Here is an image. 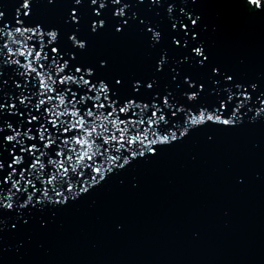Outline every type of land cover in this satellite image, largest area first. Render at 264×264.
Instances as JSON below:
<instances>
[{"label":"water","instance_id":"obj_1","mask_svg":"<svg viewBox=\"0 0 264 264\" xmlns=\"http://www.w3.org/2000/svg\"><path fill=\"white\" fill-rule=\"evenodd\" d=\"M172 2L133 0L126 10L151 21L149 26L159 25L162 37L155 44L143 25L116 32L110 3L104 15L95 17L89 0L79 5L32 0L31 26L59 32L49 52L52 46L75 52L73 64L95 67L99 78L113 84L114 78H123L128 87L122 96L130 94L134 80L156 78L162 91L175 87L169 67L186 54L171 42L177 35L168 21ZM18 6V0H0L5 14L0 26L15 25ZM73 8L80 13L79 25L69 21ZM181 8L200 17L198 39L191 43H203L207 64L246 87L257 85L255 91L249 87L253 111L242 109L247 115L236 127L209 123L191 129L160 147L156 156L133 161L64 206L30 207L22 216L0 210V264H264V117L250 119L260 107L255 97L264 93V9L247 0H174V15L181 19ZM99 19L106 27L92 33L91 23ZM72 34L87 42L85 50L72 47ZM162 49L169 64L157 72ZM101 60L107 61L106 68L99 67ZM177 70L181 82L185 75L198 83L211 76L210 67L182 64ZM3 71L9 79L12 68ZM139 99L150 103L151 93ZM201 102L212 104L215 98L202 94Z\"/></svg>","mask_w":264,"mask_h":264},{"label":"snow or ice","instance_id":"obj_2","mask_svg":"<svg viewBox=\"0 0 264 264\" xmlns=\"http://www.w3.org/2000/svg\"><path fill=\"white\" fill-rule=\"evenodd\" d=\"M73 2L79 5L83 0ZM132 2L89 0L90 6H95L92 7L95 17L104 15L111 4V15L117 20L116 32L143 25L151 33L153 44L159 43L162 37L157 30L159 25L149 26L151 21L140 19L134 11L131 15L126 11ZM150 3L159 4L160 0ZM247 3L264 9V0ZM18 4L15 25L0 26V210H16L22 216L30 207L64 206L133 161L156 156L160 147L179 141L191 129L209 123L236 127L247 115L242 109L253 111L248 107L253 101L249 87L255 91L257 85L246 87L232 75L207 64L209 56L203 43L196 46L191 43L198 39L199 32L195 29L202 27L198 23L200 17L193 18L183 8L180 9L183 19L174 15V0L167 9L171 31L177 34L171 42L186 51L173 61L175 66L169 67L174 73L171 79L175 87L165 86L161 91L156 78L147 82L134 80L126 97L121 95V90L128 87L123 78H114L113 84L99 78L95 67L73 64L77 60L75 52L61 53L55 46L49 52V46L58 42L59 32L46 31L38 23L31 26L32 0H18ZM4 15L0 11V21ZM69 21L80 23V13L75 8ZM26 23L30 26H25ZM105 27L104 19L93 20L91 32ZM180 32L184 35L177 38ZM68 39L75 49L87 47V42L75 34ZM168 64V52L162 49L156 71H163ZM182 64L210 67L211 76L206 82L198 83L187 75L182 82L177 81L180 76L177 69ZM7 67L12 72L9 79H4L3 69ZM99 67L106 68L107 61L101 60ZM8 88L12 91H6ZM149 92L150 103L139 99ZM202 94L213 96L215 102L202 103ZM262 96L264 93L255 97L260 107L255 108L251 121L264 117Z\"/></svg>","mask_w":264,"mask_h":264}]
</instances>
